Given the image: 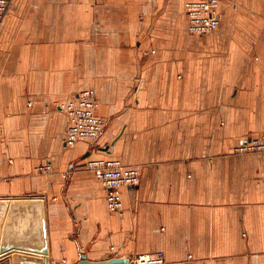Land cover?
I'll use <instances>...</instances> for the list:
<instances>
[{"label":"crops","instance_id":"1","mask_svg":"<svg viewBox=\"0 0 264 264\" xmlns=\"http://www.w3.org/2000/svg\"><path fill=\"white\" fill-rule=\"evenodd\" d=\"M190 1L13 0L0 30V200L30 201L23 237L36 246L44 215L51 264L155 252L264 264V152H236L264 136V0H221L206 35L189 33ZM90 89L105 129L71 148L60 106ZM101 159L139 170L119 212L87 168ZM19 254L0 263L34 262Z\"/></svg>","mask_w":264,"mask_h":264},{"label":"built area","instance_id":"2","mask_svg":"<svg viewBox=\"0 0 264 264\" xmlns=\"http://www.w3.org/2000/svg\"><path fill=\"white\" fill-rule=\"evenodd\" d=\"M13 0H0V30L3 28ZM221 0L190 1L186 4L189 15V33L206 35L216 31L220 26ZM98 103L95 90H84L66 104L60 106L70 118L66 144L73 148L80 140L95 141L103 133L106 122L96 113ZM236 152L255 154L264 152V136L241 140ZM96 179L107 189L106 203L110 211L123 209V201L118 193L121 187L134 188L140 184V173L137 168L126 166L120 160H91L87 163ZM40 172L51 171L50 165L38 168ZM130 264H165L162 252L139 254L130 260Z\"/></svg>","mask_w":264,"mask_h":264},{"label":"water","instance_id":"3","mask_svg":"<svg viewBox=\"0 0 264 264\" xmlns=\"http://www.w3.org/2000/svg\"><path fill=\"white\" fill-rule=\"evenodd\" d=\"M28 200H0V259L4 256L12 253H20L18 256H22L25 253L34 257H25L34 259V262L22 264H51L49 258L48 249V232L44 215L37 221V226L41 231V243L36 246V240H31L23 237V231L25 228L26 218L23 214L26 206L29 205ZM38 209L42 208V201L37 203ZM25 256V255H24ZM18 260V259H16ZM19 263V261H17ZM0 264H9V262L3 261ZM77 264H130V260L126 258H113L110 260H104L99 262L89 261L87 256L83 253L81 260Z\"/></svg>","mask_w":264,"mask_h":264}]
</instances>
